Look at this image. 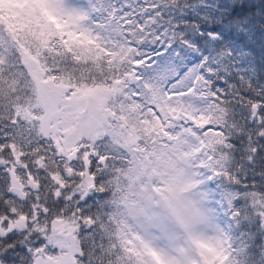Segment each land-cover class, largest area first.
Masks as SVG:
<instances>
[{
  "label": "snow or ice",
  "instance_id": "1",
  "mask_svg": "<svg viewBox=\"0 0 264 264\" xmlns=\"http://www.w3.org/2000/svg\"><path fill=\"white\" fill-rule=\"evenodd\" d=\"M178 7L36 0L21 27L0 24V264H149L110 219L129 140L140 153L194 146L215 210L216 233L169 219L145 232L159 264H233V229H264V87L184 58ZM153 172L149 199L174 208L179 184Z\"/></svg>",
  "mask_w": 264,
  "mask_h": 264
},
{
  "label": "trees",
  "instance_id": "2",
  "mask_svg": "<svg viewBox=\"0 0 264 264\" xmlns=\"http://www.w3.org/2000/svg\"><path fill=\"white\" fill-rule=\"evenodd\" d=\"M30 2L27 0L22 9H17L11 3L0 0V24L9 28L21 27L28 19L27 14H23ZM180 4L181 7L172 10L170 18H188L178 20L185 29L179 35L188 36L193 45L186 50L184 58L203 56L217 66L216 71L227 75L235 73L256 87H264V0H180ZM209 32L213 35L210 36ZM134 145L135 142L131 147ZM160 149L158 147L154 153L151 149L145 153L128 151L131 161L113 180V195L109 197L114 199L110 219L115 235L118 239L130 241L128 251L148 257L149 264H154V256L143 254L135 245L137 225L136 220L133 223L132 220L136 216L135 203L139 190H135L133 154L140 155L137 163L148 157L152 164L156 162L155 153ZM48 226L51 229V222ZM230 239L233 264H264V229L258 222L242 221L233 229Z\"/></svg>",
  "mask_w": 264,
  "mask_h": 264
},
{
  "label": "rangeland",
  "instance_id": "3",
  "mask_svg": "<svg viewBox=\"0 0 264 264\" xmlns=\"http://www.w3.org/2000/svg\"><path fill=\"white\" fill-rule=\"evenodd\" d=\"M3 1L11 3L13 8L22 9L23 4L27 0ZM30 1V4L36 2V0ZM26 11L23 15L27 14ZM25 16L28 17V15ZM134 142V140L126 141L123 146L127 151L133 153L131 145ZM155 155L156 162L148 164L146 160L137 163L140 155H137V153L133 154L134 173H136L134 177L136 183L135 190H139V196L136 197L135 203L136 216L132 220L133 223L135 219L137 225L134 231L136 241L135 238L133 240L143 254L151 256H153L151 252L144 247L142 237L145 232L155 230L159 226L161 219H169L173 223H179L181 226L187 221L200 231H211L213 233L217 231L214 216L215 210L210 207V201L205 194L203 182L197 178V173L195 172L193 164L197 155L195 147L190 143H181V140L174 139L168 147L161 148ZM153 169H156L158 172L167 173L166 178L174 179L179 184L180 195L174 208L165 210L159 207L155 200L149 199L146 189L151 188L153 181L158 183L160 180V176L155 174ZM170 172L174 174H169ZM153 174L156 175L155 178H152ZM162 243H167L166 237ZM153 263L159 264L155 256ZM188 264H195V261L191 260Z\"/></svg>",
  "mask_w": 264,
  "mask_h": 264
},
{
  "label": "clouds",
  "instance_id": "4",
  "mask_svg": "<svg viewBox=\"0 0 264 264\" xmlns=\"http://www.w3.org/2000/svg\"><path fill=\"white\" fill-rule=\"evenodd\" d=\"M169 174H174V173H171V172H170Z\"/></svg>",
  "mask_w": 264,
  "mask_h": 264
}]
</instances>
